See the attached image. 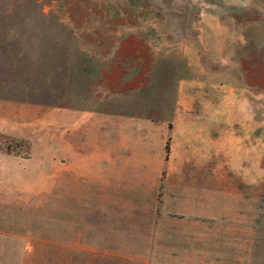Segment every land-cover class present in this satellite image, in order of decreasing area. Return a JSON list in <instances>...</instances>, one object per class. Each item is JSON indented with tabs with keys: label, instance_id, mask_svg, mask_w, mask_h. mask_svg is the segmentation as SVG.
I'll list each match as a JSON object with an SVG mask.
<instances>
[{
	"label": "rangeland",
	"instance_id": "obj_1",
	"mask_svg": "<svg viewBox=\"0 0 264 264\" xmlns=\"http://www.w3.org/2000/svg\"><path fill=\"white\" fill-rule=\"evenodd\" d=\"M206 79L222 82L225 116L255 112L263 156L264 0H0V94L26 104L11 134L0 129L15 170L0 177V264H147L88 246L57 198L56 109L168 117L175 100L215 90ZM256 196L261 221L263 181Z\"/></svg>",
	"mask_w": 264,
	"mask_h": 264
},
{
	"label": "crops",
	"instance_id": "obj_2",
	"mask_svg": "<svg viewBox=\"0 0 264 264\" xmlns=\"http://www.w3.org/2000/svg\"><path fill=\"white\" fill-rule=\"evenodd\" d=\"M200 83L215 90L175 100L168 117L57 107V198L87 228L88 246L147 264H223L229 255L233 264H264L255 112L225 116L222 82ZM25 105L0 94V129L11 134ZM9 155L0 152L8 182Z\"/></svg>",
	"mask_w": 264,
	"mask_h": 264
},
{
	"label": "trees",
	"instance_id": "obj_3",
	"mask_svg": "<svg viewBox=\"0 0 264 264\" xmlns=\"http://www.w3.org/2000/svg\"><path fill=\"white\" fill-rule=\"evenodd\" d=\"M166 149L168 150V142H167V144H166Z\"/></svg>",
	"mask_w": 264,
	"mask_h": 264
}]
</instances>
